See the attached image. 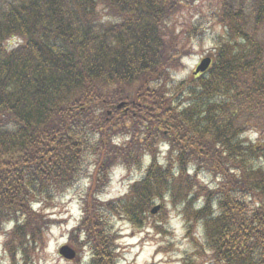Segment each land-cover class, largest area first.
Here are the masks:
<instances>
[{
    "label": "trees",
    "instance_id": "obj_1",
    "mask_svg": "<svg viewBox=\"0 0 264 264\" xmlns=\"http://www.w3.org/2000/svg\"><path fill=\"white\" fill-rule=\"evenodd\" d=\"M216 2L213 63L178 81L182 39L197 34L171 26L187 0H0V233L12 264H32L26 243L37 250L54 223L43 212L83 181L68 245L88 258L75 264H118L111 219L140 228L157 200L201 228L181 264H264V143L243 139L264 137V0ZM143 150L141 178L98 202L110 171L140 170Z\"/></svg>",
    "mask_w": 264,
    "mask_h": 264
},
{
    "label": "rangeland",
    "instance_id": "obj_2",
    "mask_svg": "<svg viewBox=\"0 0 264 264\" xmlns=\"http://www.w3.org/2000/svg\"><path fill=\"white\" fill-rule=\"evenodd\" d=\"M187 1L189 6L182 5V9L185 8L181 9L182 11L172 18L173 25L171 26L177 32L188 31L190 26H194L197 29V34L191 35L188 41L182 39V43L187 44V54L182 59V67L175 72L178 81L192 79V72L202 58L210 57L213 61L215 45L221 41L220 39L223 36L222 27L213 19V15L218 8L216 0ZM214 10L216 11L213 12ZM133 113H136V110H133ZM133 125L129 123L126 130L136 127L135 125L133 127ZM144 135L145 133H141V136ZM146 138L145 135L143 140L137 139L135 141L138 144H144ZM244 138H247L255 146H261L264 143V137L252 133H248ZM153 149H155V156L164 163L165 159L168 158V155H166L167 149L160 145L155 146ZM141 163L140 170L135 172H126L119 167L113 168L109 173L110 177L106 187L102 191L94 193L97 201L103 204L122 198L131 182L141 178L149 163V155L145 150L142 152ZM189 170L191 173L193 172L190 168ZM197 181L205 184L211 183L212 185L215 183L210 176H197ZM87 185V181H83L80 187L60 197L52 209L43 212L54 220V223L43 242H40L37 250L33 252L35 246L29 242L26 243L32 264H75L79 260L81 262L87 260L88 254L78 249H76L77 259L74 260L76 262H66L58 256L59 248L69 242L67 239L69 231L77 225L82 217V204L79 196L82 193L84 194ZM197 195L198 192L194 196V207L197 206L200 200H198ZM155 204L161 205L160 211L155 216L148 215L149 218L145 220L140 228L125 221L124 214L111 219L115 234L118 237L120 236L117 242L119 248L118 264H181L182 258L193 256L196 243L202 247V232L198 225L192 226L191 230L188 229L184 225V217L169 201L157 200ZM5 241V237L0 233V264H12L11 257L9 258L4 249ZM15 262H19L18 256L15 258ZM195 263L199 264L198 261H195Z\"/></svg>",
    "mask_w": 264,
    "mask_h": 264
},
{
    "label": "water",
    "instance_id": "obj_3",
    "mask_svg": "<svg viewBox=\"0 0 264 264\" xmlns=\"http://www.w3.org/2000/svg\"><path fill=\"white\" fill-rule=\"evenodd\" d=\"M208 65H209V59H204V60H202L201 63H200V65L197 67L195 74L198 73V72H203V71H205L206 68L208 67ZM119 107H120V106H119ZM119 107H118V108H119ZM158 209H159L158 206L155 207V208L151 211V213L154 214ZM263 237H264V234H263ZM59 253H60V255L63 256L65 259H69V260H70V259H73L74 256H75L74 251H72V250L69 249L68 247H63V248H61V249L59 250Z\"/></svg>",
    "mask_w": 264,
    "mask_h": 264
}]
</instances>
